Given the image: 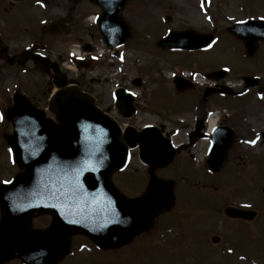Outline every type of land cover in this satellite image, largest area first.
<instances>
[{"label": "rangeland", "instance_id": "rangeland-1", "mask_svg": "<svg viewBox=\"0 0 264 264\" xmlns=\"http://www.w3.org/2000/svg\"><path fill=\"white\" fill-rule=\"evenodd\" d=\"M201 1L128 0L120 15L128 23L131 36L123 48L116 50L122 55L97 57L94 53L96 58L88 67L77 68L69 55L72 43L93 40L98 45L101 40L96 27L88 26L85 20L88 14L98 11L91 1L49 0L37 6L39 0H28L7 12L6 1L0 0L4 41L11 46L18 44L20 49L38 39L45 41V53L61 64L69 82L97 98V105L121 126L139 128L155 123L165 132L176 131V141L180 142L193 127V116L205 118L206 111L219 108L220 122L235 129L232 146L218 171L212 173L207 169L204 140L176 153L166 167L153 170V176L174 181V200L157 217L150 231L121 248L107 251L88 244L90 248L78 249L86 241L76 236L70 253L57 264H264V145L260 137L264 132V41H258L256 51L248 56L242 42L227 31L241 18H263L264 0H206L205 4ZM65 15L70 22L67 30L61 28L56 34L45 30L50 21L61 20ZM171 29H192L214 38L203 49L158 48L156 41ZM218 69L228 74L216 80L197 75V81L204 82L197 84L231 86L232 97L205 96L204 90L178 94L171 88L172 72L180 74L183 70L190 75L194 71L204 75ZM248 76L257 77V82L246 86L244 77ZM52 77V70L31 62L10 64L0 60V182L11 180L21 171L13 163L2 137L13 131L5 114L12 105L11 96L15 92L26 95L53 119L54 114L47 110L54 89ZM91 78H100L101 82L90 83ZM116 85L139 93L135 117L125 119L114 113L110 91ZM194 103H198L197 107ZM182 118L184 125L179 123ZM250 138L254 143L246 142ZM150 176L139 163L137 150H133L130 166L114 172L112 181L129 197L138 193L139 186H145ZM226 206L250 209L256 217L250 222L229 219L222 212ZM49 219L47 214L33 217L32 227L44 228ZM2 264L23 263L14 258Z\"/></svg>", "mask_w": 264, "mask_h": 264}, {"label": "water", "instance_id": "water-1", "mask_svg": "<svg viewBox=\"0 0 264 264\" xmlns=\"http://www.w3.org/2000/svg\"><path fill=\"white\" fill-rule=\"evenodd\" d=\"M93 1L103 10L97 24L104 42L109 46L122 44L129 30L118 14L127 0ZM229 30L244 41L247 52L252 54L256 40L264 38V21L238 23ZM209 41V36L190 31L172 32L158 45L191 49ZM32 58L55 71L57 91L49 101V110L58 124L46 119L45 113L25 96L14 95V106L7 116L15 130L11 136L5 135V140L24 171L12 183L0 186V206L4 210L0 221V262L16 256L26 264H55L68 251L69 237L79 232L104 248L130 241L138 232L149 229L154 217L168 207L172 184L153 180L140 198L128 200L112 186L110 173L125 166L128 147L139 143L144 159L145 149L161 140L146 135L147 131L156 135L150 127L139 133L129 128L121 135L116 123L94 106L92 97L77 86L68 85L56 63L39 56ZM178 81L175 80L176 85L180 84ZM119 96L121 102L116 105L125 110L124 116H129L130 99L122 93ZM231 139L223 133L214 140L208 159L213 171L222 165ZM162 153L151 164H166L168 157ZM154 155L149 150L146 156ZM225 211L228 216L246 220L255 216L248 210ZM46 212L54 217L53 226L43 232L30 229L29 218Z\"/></svg>", "mask_w": 264, "mask_h": 264}, {"label": "flooded vegetation", "instance_id": "flooded-vegetation-1", "mask_svg": "<svg viewBox=\"0 0 264 264\" xmlns=\"http://www.w3.org/2000/svg\"><path fill=\"white\" fill-rule=\"evenodd\" d=\"M26 1H28V0H7V4L9 5V7L12 8L16 4H25ZM43 1L46 4H47V2H49V0H43ZM73 1H75V0H73ZM65 16L62 17V20H66L67 21V18H66L67 16L66 17ZM2 34H4V33L1 30L0 31V60L6 61V62H8L10 64H15V63H17L19 61L20 55H21V52L23 51V49H20V45H18V44L14 45V46L13 45L11 46L7 41L5 42L4 38L2 37ZM38 40L36 42H32L31 48L28 47V49H27L28 52L29 51L32 52V51L37 50L36 45H38L41 49H45L46 48V42L45 41L40 42V40L39 41ZM200 88H202V87H200ZM190 91H192L194 93H197V91L199 93H202V91L203 92L207 91V87H204V89H198V86L195 85ZM96 100H97V98H96ZM192 130H193V127L189 128L185 140L182 141V143H181L182 149H187L190 145H192V144H194L196 142L197 138H195V137L197 136V134H193V136H192V134H190L192 132ZM202 131H204V128L202 129ZM200 134H201V132H200ZM176 151L177 150L172 151V153L174 154V152H176ZM146 169L149 170V171L147 170V173L150 174L152 172V167H146ZM146 185L145 186L144 185H142V186L140 185L138 193L129 195V198H136V197L140 196V194H142V192L146 188ZM49 223H51V219H49ZM81 237H83V236H81ZM83 238L85 240H87L85 237H83Z\"/></svg>", "mask_w": 264, "mask_h": 264}, {"label": "bare ground", "instance_id": "bare-ground-1", "mask_svg": "<svg viewBox=\"0 0 264 264\" xmlns=\"http://www.w3.org/2000/svg\"><path fill=\"white\" fill-rule=\"evenodd\" d=\"M201 82V81H199ZM203 83V82H202ZM215 121H214V118H209V129H211V127L214 125ZM209 131V130H208ZM254 139L253 138H250V139H246V142H253Z\"/></svg>", "mask_w": 264, "mask_h": 264}, {"label": "snow or ice", "instance_id": "snow-or-ice-1", "mask_svg": "<svg viewBox=\"0 0 264 264\" xmlns=\"http://www.w3.org/2000/svg\"><path fill=\"white\" fill-rule=\"evenodd\" d=\"M253 143H254V141H253ZM4 183H10V182H8V181H5Z\"/></svg>", "mask_w": 264, "mask_h": 264}]
</instances>
